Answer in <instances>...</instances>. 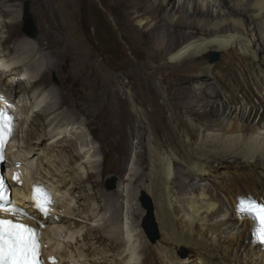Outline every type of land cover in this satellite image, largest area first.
<instances>
[{
  "label": "bare ground",
  "instance_id": "1",
  "mask_svg": "<svg viewBox=\"0 0 264 264\" xmlns=\"http://www.w3.org/2000/svg\"><path fill=\"white\" fill-rule=\"evenodd\" d=\"M20 1L23 0H0V17L13 20L9 25L0 20V50L8 49L9 45L8 53L0 55V92L15 103L11 96L22 95L28 112L35 110L37 124L33 121L20 140L17 134L8 158L11 171L21 173V185L14 184L20 204L29 206L28 191L33 182H42L56 193L52 218L44 221L47 224L44 230L46 257L55 255L61 264L70 260L79 264H264V246L252 243L253 222L238 217L235 211L239 197L264 200V0H251L249 11L235 0L237 3L228 13L224 10L227 0H154L151 11L141 9L139 12V18L147 13L151 16L149 21L143 22V27L150 26L147 35L151 44L146 40L144 50H148L149 63L157 65L150 70L152 75L159 76L162 83L168 79L159 66L168 52L174 61L189 62L180 71L190 73L183 76L173 94L177 103L186 100L187 107L182 108L183 103L181 107L178 104L169 107L173 115L170 125L177 136L175 146L172 148L168 140L160 142L157 133V147L151 155L143 138L138 140L142 151L136 154V161L143 172L150 170V174L148 177L137 173L132 184L148 177L143 191L152 200L161 234L159 241L144 246H138L132 231L118 226L123 221L124 191L108 194L100 188L99 182H90L93 176L89 171L98 169V160H92L91 153L83 150L82 137L70 139L62 130L64 126L69 127L71 121L91 126L102 113L106 118L101 123L110 130L115 129L117 123L126 124L129 120L125 98L121 100L113 91V78L111 83L101 79V63L81 47L83 45L78 46L72 40L69 23L57 11L59 2L76 11L80 0H35L41 26V33L35 39L21 31L17 17ZM216 14L218 17L229 15L230 19L218 20ZM171 15L182 19L202 17L208 24L217 21L212 31H205L199 38L201 31L194 26L195 37L192 38L183 33L189 30L186 25L169 22ZM246 20L254 26L253 32L257 31L256 43L244 34ZM3 33L6 34L4 39ZM153 44L160 48L156 50ZM255 47L259 48V53ZM215 52H224L223 60L217 64L208 62L205 58ZM68 66L80 76L85 89L79 98L71 96L65 85ZM148 66L142 67L147 69ZM22 69H26L28 81L20 78L25 76ZM14 74L19 75L13 78ZM198 83L201 86L194 94L193 86ZM123 87L130 88V84ZM0 97L3 98L0 103L7 104L3 95ZM187 116L192 125L186 123ZM196 124L202 128L198 129ZM52 126L55 127L47 130ZM17 139L19 146L14 145ZM62 143L76 149L75 154L72 150L67 153L74 159L68 168L55 166L54 161L48 159V153L35 163L37 151L45 153L48 145ZM33 165L34 176L31 175ZM87 166L91 168L87 170ZM67 172L83 177V183H91L95 192L89 194L93 206L69 219L66 215L72 210V194L80 190L81 185L69 178ZM183 173L188 174V181L181 180ZM206 174L212 177L207 180L213 191L201 189L198 196H188L187 191L194 192L196 188L192 183ZM174 189L185 195L184 209L178 206ZM220 193L226 200V212L218 202ZM97 202L100 207L96 206ZM107 210L111 215L100 230L111 236L100 235L101 238L96 237L91 244L84 243L87 237L84 242L78 237L74 239L80 226L73 227L76 222H97L99 215L106 214ZM140 213L139 204L127 205V214L133 220L139 218ZM51 230H64L67 238L75 241L79 256L73 252L67 255L62 247L58 248L60 244L55 241L56 236L50 234ZM102 242H108L105 249L98 245Z\"/></svg>",
  "mask_w": 264,
  "mask_h": 264
},
{
  "label": "rangeland",
  "instance_id": "2",
  "mask_svg": "<svg viewBox=\"0 0 264 264\" xmlns=\"http://www.w3.org/2000/svg\"><path fill=\"white\" fill-rule=\"evenodd\" d=\"M250 1L251 0H238L237 2L243 4V6L247 8V11H249L252 4ZM26 2H31L30 13L35 20L38 29V35L33 37L35 39L41 33V26L39 24L35 10V0H23L18 2L17 17L19 21H21V31L26 34L23 30V12ZM153 2L154 0H80V4L78 5V9L76 11L73 10L71 6L63 2L56 4L57 11L60 16L69 23L68 32L72 37V40H74L78 46L83 45L81 47L86 48L89 52L94 54L95 59H98L97 61L101 63V66L99 67L101 79H103L105 82L111 83L113 78L115 84L113 91L116 92L119 97L121 96V100L125 98L124 100L126 101L127 107L126 116L129 118L128 122L126 123L127 125L117 123L116 128L110 130L109 127H105L101 123L106 118V114L102 113L101 117H99L98 120L91 126H87L85 124L82 125L80 123L71 121L72 123H70L69 127H67V125L64 127L61 126V128L63 127L62 130H65L64 132L67 133V136L70 139L76 140V138L82 137V140L85 143L83 150L86 152L89 151L91 153L93 156L92 160H98V169L89 171V173L93 176V179L90 182H99L100 188L108 194H114L116 190L124 191L126 196L123 201V221L120 222L118 226L132 231L133 234L136 235L138 246H144L149 243L154 244L161 239V234L158 227L157 230L159 238L154 243L150 241L146 232L142 228V221L146 215V210L142 207L140 199L143 197L144 182H146V179L149 177L150 170L143 172L136 161V154L142 151L140 145H138V140L143 138L144 142L149 145V151L151 155L154 148L157 147V144L155 143V140L157 139L155 134L157 133L160 142L168 140L170 142L168 144H170L172 148L175 146L174 143L177 141V136L174 128L170 125L173 115L169 107L170 105L175 104H178L181 107L182 103V108L187 107V103H185L187 102L186 100H182L177 103V100L173 97V94L181 85L183 76H188V74L190 75V73L187 71H180V69H182V67L187 65L189 62L184 64L182 61L172 60L171 52H168L166 58L163 59L164 61L161 60V63L159 64L162 69V74L168 79L162 83L159 76L152 75L150 70L155 69L157 65L153 63H151V65L149 63L148 50H144V48H147L145 43L147 42L146 40L149 39L147 33L150 31V26L143 27V22L149 21L151 16L147 13L145 17L139 18V12L141 9H143V12L151 11L153 8ZM237 2L235 0H227L224 6L225 12L228 13V10L230 11V9L234 8ZM212 6L213 11L216 13V7L214 5ZM189 14H191V12H189ZM215 16L218 17L217 14ZM221 16L218 17V20L222 21L224 19L227 21L230 19L229 15ZM184 18L185 19L174 18V16L171 15L169 17V22L175 24L178 21L179 23L186 25L189 30L183 31V33L190 35L192 38L195 37L192 34V28L194 26H196V28L201 31V34L197 37L199 38L204 36L203 33H205V31H212L214 28L213 24L217 21L216 20L214 23L211 22L208 24L206 23V19L202 17L191 18L190 16H185ZM0 20L5 25H9L13 21L12 18L1 17ZM103 22H105L104 26L101 24ZM245 23V29L247 30L244 32V34H248L247 38L252 41V43H256L257 31L253 32L254 26L250 21L248 22V20H246ZM169 28L171 31H173L172 25H170ZM5 35V33L2 34L3 39L5 38ZM149 42L151 44V40ZM7 47L8 49L6 48L2 49V51L0 50V55H5L8 53L9 45ZM154 47L156 50H158L160 45L156 44ZM258 50L259 48L255 47V51L259 53L260 50ZM215 53L220 54L219 61L215 62V64H217L223 60L224 52ZM9 58L16 60V57L14 56H10ZM205 59L210 62L209 55ZM144 64H149L150 66H148L147 69H143L142 66ZM22 71L25 76L20 78L28 81L29 76L26 69H22ZM17 75L19 74H14L13 78ZM64 82L68 93L71 96L79 98L83 91H85L83 85L81 84L80 76L76 74L75 71H72L70 66H68L67 70L65 71ZM89 84L90 83H88V85ZM123 84H130V88L123 87ZM198 84L193 86L194 94H196L197 90H199L201 86ZM11 97L16 100L15 103L10 98V100L17 105L18 114V125L16 128L17 133L15 132V137L17 138L18 134V139L20 140L24 137V133L29 130L32 122H37L35 110L34 112H28V109L25 107L23 102L24 99L22 95ZM186 118V123L192 125L193 122L189 120L190 117L187 116ZM196 125L199 127L198 129L202 128V125ZM54 127L55 126H52L51 129L47 130H52ZM18 139L14 143L16 146L20 145ZM71 150L74 154L76 153L75 148H67V144L65 143H62V145H48L47 149H45V153L42 150L37 151L38 153L34 157V161L37 163L38 160L45 158V155L48 153V159L52 162L54 161L55 166L65 169L74 163V159L67 154ZM88 168H91V166H87V170ZM137 173H143L145 175L147 174L148 177H144L143 181L139 182L140 184L138 183L134 185L132 182L138 175ZM174 173L175 175H178L177 170H175ZM221 173L222 172H220V174ZM31 175L34 176V165L33 170H31ZM66 175L81 185L80 190L72 194V210L66 215V217L69 219L78 213L87 211L88 208L93 206V200H89V194L92 195L95 192L91 187V183H83V177L77 178V175L71 174L70 172H67ZM182 175L183 178L181 180L188 181V174L183 173ZM112 177H117L118 183L116 189L109 190L106 184L108 179ZM211 178L212 177L209 176V174H206L198 181H194L192 185H195V191H187L186 194L188 196H198L201 189H206L212 192L213 188L210 186L211 182H209ZM174 196L178 198V206L184 209L186 207L184 202L185 195H182L179 190L174 189ZM102 201L105 200L102 199ZM225 201L226 200L224 196L222 193H220L218 196V202L220 205H223L224 212L228 210L227 206L225 205ZM135 204H139L141 216H139V218L136 220H133V218L129 217L127 214V205ZM96 206L100 207L101 204L97 202ZM110 215L111 211L107 210L106 214L102 212L101 215H99L97 222H85L84 220L81 222H76L73 227L80 226L78 232L73 235L74 239L78 237L81 242H84L85 238L87 237V240L84 243L91 244L95 243L97 238H101L100 235L105 237L111 236L109 232L100 230L102 224H104V222L109 219ZM55 218L57 219V216ZM236 221L243 223V221ZM96 228L99 229L98 232H94V229ZM56 232L51 230L50 234L54 235V237L56 236L55 241L60 244V247L58 248L62 247L67 255H70L73 252V254L79 256L80 250L75 246V241H73L72 238H67L64 230H59L57 234ZM71 241H73V243ZM98 245L101 249H105L108 245V242H102ZM54 247H56V245ZM142 258L143 256H140V259Z\"/></svg>",
  "mask_w": 264,
  "mask_h": 264
},
{
  "label": "snow or ice",
  "instance_id": "3",
  "mask_svg": "<svg viewBox=\"0 0 264 264\" xmlns=\"http://www.w3.org/2000/svg\"><path fill=\"white\" fill-rule=\"evenodd\" d=\"M0 99H3L0 97ZM3 181L0 180V186ZM3 195H0V201ZM36 210L44 217L48 216L51 198L44 195L43 198L34 196ZM0 211H9L12 215L22 213L15 207H5L0 204ZM236 214L240 218H250L254 222L258 221L255 235L259 242L264 243V204L257 203L250 197L238 198ZM32 219L33 217H28ZM0 264H41L38 258L37 230L23 223L12 220L0 219Z\"/></svg>",
  "mask_w": 264,
  "mask_h": 264
},
{
  "label": "water",
  "instance_id": "4",
  "mask_svg": "<svg viewBox=\"0 0 264 264\" xmlns=\"http://www.w3.org/2000/svg\"><path fill=\"white\" fill-rule=\"evenodd\" d=\"M31 2H26L23 12V21H24V32L30 37H36L38 35V29L33 19L32 14L30 13ZM220 54L215 53L210 55V62L214 63L219 61ZM118 178L112 177L107 181V188L109 190H114L117 187ZM142 207L146 210V215L142 221V228L146 232L148 238L151 242H156L159 238L157 224L154 217V206L152 200L144 193L143 197L140 199Z\"/></svg>",
  "mask_w": 264,
  "mask_h": 264
},
{
  "label": "trees",
  "instance_id": "5",
  "mask_svg": "<svg viewBox=\"0 0 264 264\" xmlns=\"http://www.w3.org/2000/svg\"><path fill=\"white\" fill-rule=\"evenodd\" d=\"M102 21H103V20H102ZM104 23H105V22L101 23V24H102V26H104Z\"/></svg>",
  "mask_w": 264,
  "mask_h": 264
},
{
  "label": "clouds",
  "instance_id": "6",
  "mask_svg": "<svg viewBox=\"0 0 264 264\" xmlns=\"http://www.w3.org/2000/svg\"><path fill=\"white\" fill-rule=\"evenodd\" d=\"M253 197V196H252ZM252 243H253V241H252ZM254 244V243H253ZM256 245V244H255ZM259 246V245H258Z\"/></svg>",
  "mask_w": 264,
  "mask_h": 264
}]
</instances>
